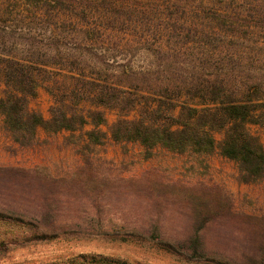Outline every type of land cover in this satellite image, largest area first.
Listing matches in <instances>:
<instances>
[{
    "label": "trees",
    "instance_id": "obj_1",
    "mask_svg": "<svg viewBox=\"0 0 264 264\" xmlns=\"http://www.w3.org/2000/svg\"><path fill=\"white\" fill-rule=\"evenodd\" d=\"M39 89L51 98L48 119L30 108ZM108 111L111 140L140 146L146 158L156 149L218 152L242 183L264 179V143L250 130L264 132V0H0V116L12 141L26 148L40 129L91 126L87 141L98 145ZM28 175L0 167V250L101 228L65 222V190ZM196 210L192 233L163 248L189 263L264 264V217L236 215L219 199ZM215 222L234 231L223 251L203 240ZM113 232L101 235L120 237ZM150 238L163 241L156 227Z\"/></svg>",
    "mask_w": 264,
    "mask_h": 264
},
{
    "label": "rangeland",
    "instance_id": "obj_2",
    "mask_svg": "<svg viewBox=\"0 0 264 264\" xmlns=\"http://www.w3.org/2000/svg\"><path fill=\"white\" fill-rule=\"evenodd\" d=\"M50 106L51 98L43 89L30 101V108L44 119L49 118ZM106 119L107 124L99 128L104 136L98 145L88 143L86 132L92 127L86 126L74 133L50 134L40 129L33 145L24 148L12 141L0 116V167L63 188L70 206L61 219L83 224L93 219L101 227L86 232L88 227L81 226L86 234L68 231L44 243L8 245L0 250V264H81L71 260L95 255L126 264H198L180 260L163 248L192 233L196 205L213 207L219 199L236 215L264 217V179L242 183L235 163L218 152L198 157L156 149L146 158L140 146L112 141L109 127L115 113L108 111ZM250 130L264 143L261 128ZM216 140L221 136L216 135ZM222 224L229 223L206 227V247L223 251L229 246L234 231L231 224ZM153 227L163 236L162 243L150 238ZM104 231H115L120 237L103 236ZM133 233L144 239L132 238Z\"/></svg>",
    "mask_w": 264,
    "mask_h": 264
}]
</instances>
